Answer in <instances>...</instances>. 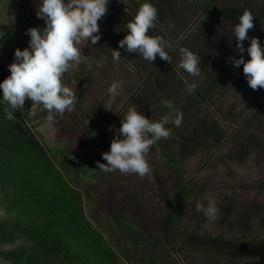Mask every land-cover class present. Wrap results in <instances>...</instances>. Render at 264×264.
Instances as JSON below:
<instances>
[{"label": "trees", "instance_id": "trees-1", "mask_svg": "<svg viewBox=\"0 0 264 264\" xmlns=\"http://www.w3.org/2000/svg\"><path fill=\"white\" fill-rule=\"evenodd\" d=\"M182 1L189 4L188 13L173 20V7L166 6L172 13L162 14V19L150 30L151 35H159L177 46L176 51L170 52L172 60L167 62L157 56L150 63L139 55H133L139 67L133 69L134 73H142L138 76L139 85L135 88L129 86L130 90L125 93L127 99L123 107L113 108L114 104L116 107L119 104V98H116L111 110L105 109L98 98L84 114L86 122H82L83 136L77 145H88L91 151L92 166H86L87 169L81 166L84 170L80 171L78 159L83 157L85 160V156H81V153H76L78 157L71 154L69 145L50 147L44 139L39 145L44 146L46 156H40L37 149L21 136L24 120L29 114L22 113L21 110L18 113L14 111L13 119L9 120L4 115V108L8 106L0 105V213H3L0 215V243L13 242L16 238L15 231H19L27 240V244L21 247L0 248L3 259L13 264H49L47 256L50 254L59 260H68L70 264H111L109 257L115 258L116 254L110 242L82 207L84 195L88 197L100 190V187L95 184L82 185V174L97 171L103 178L111 176L96 168V162L106 163L101 153L105 152L107 143L109 149L111 141L118 134L121 119L128 106L136 105L142 114L152 120H159L171 111L164 102H170L166 94L169 92L168 87L174 85L175 77L171 75L166 82L162 78L164 75L157 77L154 73L164 71L165 76L171 72L177 74L175 65L178 61L175 56H179V46H186L199 52L201 68L211 66V70L206 72L211 84L202 91L196 88L173 104L170 102L172 109L183 112V121L180 127L170 126L169 138L157 142L146 155L149 163L150 157L157 151L165 167L161 174L155 170L150 172L159 191L158 202L151 215L146 218L143 213L132 211L134 204L129 199H110V214L114 215V222L123 233V245L126 248L125 252L122 249L119 253L130 257L125 259L127 264H156L155 256L163 248H166V255L171 262L184 255L191 258L187 264H264V178L250 184L257 191L258 197L243 198L245 200L241 202L242 198L233 194L236 188L254 175L255 158L251 159L249 170L238 174V178L232 172L228 174L236 178V181L229 186L223 185L225 190L232 192L228 194L224 191L220 202H217L214 223L215 229L219 231L203 228L204 222L209 220L204 215L201 222L191 227L183 226L180 219L184 209L182 207L188 205L187 196H201L207 183L205 180L188 183L181 168L183 160L199 151H209L211 146L215 155L231 138L235 143L227 154L229 159L241 161L253 154L264 159V89L253 90L246 86L252 98V102H249L251 107L237 121V129L229 130L224 123L228 118L219 114L218 108H212L218 91L235 69L229 58L238 55H243L245 60L249 58L246 51L239 54L236 52V39L231 34L242 11L247 9L254 13V27L249 30L248 36L257 37L264 44V0ZM197 13L201 14L198 23L196 22L198 31L189 37H186V32L185 38H181L193 24L192 17L197 16ZM163 20L165 22L162 27L160 24ZM169 24L174 27L169 28ZM248 43L249 41L244 42L245 48ZM2 46L14 54L11 45L4 43ZM223 52L225 54L221 55ZM9 64L6 58L0 56V73H3L0 81L7 77L5 73L9 71ZM214 74L218 79L213 81ZM184 77L187 78L186 73ZM183 80L182 77L178 78L180 82ZM242 80L247 84L245 76ZM161 102L165 107L163 110L159 106ZM199 104H204L203 111L199 109ZM189 107H192L191 112L194 114L191 118L185 116ZM210 107L212 111L209 113ZM95 108L97 111L93 116L91 112ZM159 111L162 112L158 117ZM228 113L233 118L237 117L232 112ZM95 118L99 121L97 125L93 124ZM16 123L20 126L19 130ZM46 147L49 148L48 151ZM174 151L177 152V157L174 156ZM119 205L126 210L119 212ZM129 215L133 216L134 221L136 219L134 224L129 222ZM120 216L126 219H121ZM102 223L98 221V224ZM114 228L111 224L108 230ZM128 231L134 234H127ZM141 231L144 234H140ZM66 233L69 236H64ZM110 235L111 233L109 237ZM66 237L74 240L77 250L73 249L72 244L64 242ZM134 237L140 239V243H131L130 240Z\"/></svg>", "mask_w": 264, "mask_h": 264}, {"label": "clouds", "instance_id": "clouds-1", "mask_svg": "<svg viewBox=\"0 0 264 264\" xmlns=\"http://www.w3.org/2000/svg\"><path fill=\"white\" fill-rule=\"evenodd\" d=\"M109 0H39L37 18L44 20V27H30L26 34L30 37L28 46L16 48L14 60L8 65L10 74L0 81V105L4 108L5 118L13 119V112L22 110L26 100L46 111L49 122L56 115L73 111L77 103V94L65 83V76L70 68L83 65L91 71V60H85L82 46H94L101 39L98 21L106 14ZM254 13L244 10L239 14L231 34L236 39V52L248 54L232 56L230 61L235 67H242L248 86L264 89V44L259 38L249 37L248 32L254 27ZM159 22V10L153 0H142L134 16L127 20L126 34L119 40V47L111 50L113 60L121 59L120 49L128 53H137L145 61L152 63L157 56L167 62L172 60L171 51L177 46L159 35H151L150 30ZM174 27L169 24V28ZM0 30V41L4 38ZM249 41L245 48L244 42ZM2 46V44H0ZM179 60L175 67L177 74L184 78L189 92L197 88L196 81L189 77H198L201 72L199 52L186 46H179ZM99 63V61L97 62ZM123 81H113L108 89V99L103 103L111 110L112 104L120 95ZM165 106L171 109L159 120H152L142 114L136 105L127 107L121 119L118 134L111 141L109 149L101 155L106 163L97 161V167L104 173L137 174L144 177L150 174L151 167L146 159L150 149L171 134V127H180L183 112L172 109L170 102ZM196 210L214 220L217 202L209 199L207 205L197 202ZM3 213H0L2 215Z\"/></svg>", "mask_w": 264, "mask_h": 264}, {"label": "rangeland", "instance_id": "rangeland-1", "mask_svg": "<svg viewBox=\"0 0 264 264\" xmlns=\"http://www.w3.org/2000/svg\"><path fill=\"white\" fill-rule=\"evenodd\" d=\"M6 2H12V4H16V6H10L8 10H10L9 13L6 15L1 14L0 16V23H2V19L8 22V18H12L15 14L21 15L25 11L20 5L19 2H14V0H5ZM33 0L29 1L27 3L28 5L31 4ZM228 2V0H225ZM33 6L37 11V7L39 6L36 4V0L33 2ZM33 8V9H34ZM188 10L186 9L185 12ZM165 14H169V12L165 11ZM31 19L33 22L36 23L38 27H43V23L40 22V18H37L36 13H32ZM8 17V18H7ZM201 17L200 13H197V16L192 17L193 24H191L189 28V32L187 33L186 37H189L190 35L196 33L198 31L197 23ZM43 20V19H42ZM44 22V20H43ZM197 22V23H196ZM27 30L28 28L25 27ZM0 30L4 32V38L2 41H0V44H8L11 45V42H14L15 39L19 42H23L24 38L27 39L29 36L26 34V32L20 37H17L15 31H12L10 33L5 32V28L0 25ZM6 30H10L6 28ZM211 33V30L209 31V34ZM185 38V37H184ZM183 38V39H184ZM21 39V40H19ZM182 40V39H181ZM180 41V40H178ZM19 42H16V45H19ZM23 48L28 46V42L25 43V45H21ZM13 47V46H12ZM88 45L82 46V54L85 55L83 58L85 60H91L94 67L91 71H87L84 69L83 65L76 66L73 68H70L68 73L65 76V83L68 84V86L72 87L73 90L78 93L79 101L76 103L73 112H65L63 115H56V118L54 121L49 122L46 119V111H44L41 107L32 105L31 101L26 100L27 104L24 106V108L21 110L22 113H28L25 116L28 125H33L36 128V136L37 141L42 142L44 138L48 145L50 147H61L62 144L69 145V149L72 150L71 154L81 153V156H85V160L83 157L78 159V165L79 169L84 170L88 167L86 166H92V161L90 160L91 151L88 147V145H77L78 141H81L83 136L82 131V122L85 121L84 114L87 113L89 106L91 103L96 102L98 98L102 101V104L107 101L108 99V93L107 89L109 85L116 80L123 81L122 89L123 92L120 91L119 98V104L117 107L113 106L114 109L118 107H123L124 102L126 101L127 97L125 96V93H128L129 86L135 88L137 85H139L138 76L142 73V71L139 72V74H135L134 70L139 68L136 65L135 59L129 55V57H125V53L123 55V58L125 61L122 60H113L110 56L105 57L102 55L101 57H97V48L93 46ZM0 56H3L4 58H8L12 55V61L14 60V54L9 52L6 47L0 46ZM15 49V48H14ZM222 50V47H220ZM123 51V49L121 50ZM120 51V52H121ZM124 52V51H123ZM223 52L221 55H224ZM176 60H179V56H175ZM109 58V60L106 62V60ZM99 61V63H97ZM243 67V66H242ZM242 67L233 69L231 74L228 76V79L225 81V85L221 87V89L217 93V100L214 101L212 108H218L219 114H221L224 118H228L226 120V126L228 129H237L239 128V122H237L242 116H244L251 105L249 102H252L251 94L248 91V86L245 81H243V71ZM201 68V67H200ZM9 69V68H8ZM134 69V70H133ZM139 70V69H138ZM211 70L210 65H206L204 68H201L200 75L198 77H189V81H196L197 82V88L202 91L205 88H207L209 84V77H207L206 72ZM3 73H0V76ZM10 72L7 71L5 75H9ZM166 72H155L154 75L157 77L162 76L163 80L168 81V79L173 75L175 77V83L172 87H168L164 84V86L168 87V93L166 94L167 99L173 104L177 99H179L181 96H187L190 92L188 91L185 80L178 81V78H181V76L177 75L175 72L169 75H166ZM155 76V77H156ZM177 76V77H176ZM213 81L218 79V76L214 74ZM2 78V76H1ZM212 81V82H213ZM178 85V87H177ZM171 88V91H170ZM162 91V90H160ZM158 101V100H157ZM78 106V107H76ZM157 106V105H156ZM155 106V107H156ZM162 110L165 109L163 107V102L159 105ZM158 106V107H159ZM199 109L201 111L204 110V104H199ZM29 110H28V108ZM192 107L188 108V111L186 112V117H192ZM97 108H95L91 114L93 113V116L96 115ZM211 107L209 108V113L211 112ZM162 111H159L158 117L160 116ZM196 112V111H195ZM200 112V111H199ZM208 112V111H207ZM228 112H232V114L236 115L237 117L233 118L229 115ZM18 113V110H17ZM150 114V113H149ZM196 114V113H195ZM194 115V114H193ZM91 116V115H90ZM229 119L234 121H229ZM188 120V119H187ZM86 122V121H85ZM99 123L98 119H94L93 124L97 125ZM224 126V124H222ZM226 127V132L228 131ZM264 130V129H262ZM34 136L35 133L32 131ZM229 133V132H228ZM229 135H231L229 133ZM39 142V143H40ZM234 140L231 138L226 144L224 145L223 149L218 152L217 154L213 155V146L209 148V151H199L195 155L189 156L187 159L183 160L182 162V169L184 170V178L188 181V183H194V181L197 180H205L206 186L204 188V192L201 194V196L192 198L191 196H187L188 200H186L187 206H183V214L181 215V223L185 227H191L196 225L197 222H201L200 220L203 218V212L196 210V203L200 202L207 205V202L209 199H213L216 202H220L221 196L224 194V191H226L228 194H230L232 191L225 190L223 188V185L227 184V186L231 185L236 181V178L238 174H244L246 173L250 168V162L252 158H255V161L253 163L255 168V173L252 176L251 179L246 180L244 183L241 184L239 188H236L233 191V194L236 196H240L242 198L243 202L245 199L248 198L252 199L255 197H258V193L256 190H253L250 186L251 182L254 180H259L264 178V159L262 157H257L256 154L246 156L243 160H237V159H229L227 157V154L230 152V149L232 148V145H234ZM44 145V144H43ZM108 143L105 145L107 151L108 149ZM44 147V146H43ZM93 148L92 146H90ZM47 148V147H46ZM49 148H47L48 151ZM77 156V155H76ZM174 156L177 157V152L174 151ZM211 156V158H208ZM78 157V156H77ZM149 164L151 165V170H155L158 173H163L165 167H163L160 159V155L157 151L152 154V156L149 159ZM81 166H85L84 169L81 168ZM199 166H202L199 170L197 168ZM167 169V168H166ZM252 169V168H251ZM236 170V171H235ZM233 173L236 178L229 176V173ZM111 176H107L106 178H103V176H100L97 171L95 173L88 172V174H82V185L84 186H94L98 185L100 187V190H97V192H93L88 197L84 195L83 201H82V207L83 211L88 215V218H92L94 220L96 226L101 230L105 232L111 233L112 236L115 237L114 240H119V244L116 243L117 247L119 246L120 251L123 249L125 252L126 248L123 245L124 238L122 237L123 233L121 230H118L117 223H115L114 215L110 214L111 207H110V199L118 197L122 200L129 199L134 204V209L132 211L136 213H143L146 218H148L151 215V211H153L156 207L155 205L158 202L159 198V191L158 186L155 182L151 179L150 174H146L144 177H140L137 174L129 173V174H121L119 172L110 173ZM141 208V209H140ZM119 212H124L126 209L124 207L118 206ZM129 215L127 218L129 219V222L134 224L133 216ZM121 219L126 217H121ZM98 221H102V224H98ZM112 224V227H115L114 229L108 230V227H110ZM117 228V229H116ZM203 228L206 230H212L215 229V223L214 220H207L203 224ZM118 230V231H117ZM219 231V229H215ZM264 232V228L263 231ZM130 233L131 235L134 234V232L128 231L127 234ZM140 234H144L142 231L139 232ZM231 234V233H230ZM182 239V238H181ZM131 243H140V239L134 237L130 240ZM121 246V247H120ZM175 246H177V243H175ZM116 247V248H117ZM118 249V250H119ZM116 255V257L119 260V264H127L126 260H128L130 257L123 253L122 255L119 253ZM166 248L163 250H159V254L155 256V263L156 264H187L191 261V258H186L184 255H181L177 258V260L170 261L169 257L166 255ZM154 254V251L152 252ZM123 256V257H122ZM126 260H125V259Z\"/></svg>", "mask_w": 264, "mask_h": 264}, {"label": "flooded vegetation", "instance_id": "flooded-vegetation-1", "mask_svg": "<svg viewBox=\"0 0 264 264\" xmlns=\"http://www.w3.org/2000/svg\"><path fill=\"white\" fill-rule=\"evenodd\" d=\"M15 1L19 2L23 9L29 10V11H25L21 15L15 14L13 16V19L11 17L10 18L7 17L8 22H6L5 20L2 19V23H0V25H2L5 28V32L10 33L12 31H15L17 37H20L22 39L21 36L27 31L25 29V27L28 29L30 27H38L36 25V23L32 21L31 16H30L32 13H36V9L33 6V2L35 0H33L31 2V4H29V5L27 3H29V1H31V0H14V2ZM38 2H39V0H36V4H38ZM141 2H142V0H109V4L107 6V11H106L105 16L103 17V19L98 21L99 30L101 33V39L96 43V45L93 46V47L97 48V50H98L97 51V57H101L102 55H104L105 57H108V56L111 57V53H110L111 50L119 47V45H118L119 40H121L124 37V35L126 34V29L124 28L126 21L131 19L134 16V14H135V12H136V10H137V8ZM153 3L157 6L158 10L160 11L159 19H162L161 16H162V14H164L165 11H167L169 13L174 12L173 13L174 15L171 16L174 18L173 20L180 19L181 14H183V13L186 14L189 12V11L185 12L186 9L188 10L187 6L189 4H187V2L186 3L183 2L182 0H153ZM11 5L16 6V4H12V2H6L5 0H0V16L3 13H4V15L9 13L10 10H8V9ZM166 6H172L173 7L172 12L167 10ZM164 20L160 24V26H162V27H163L162 23L165 22ZM40 22L43 23V27H44V22L42 19H40ZM6 28H8L10 30L7 31ZM38 28H41V27H38ZM189 28L190 27H188V29L186 30L187 33L189 32ZM25 38H24L23 42H19L16 39L14 42H11V47L13 46L12 49L14 51L16 48H20L22 50L23 46H21V45H25V43L28 42L30 39V37H29L26 41ZM21 39H19V40H21ZM16 42H19V45H16L17 44ZM88 48L90 49L89 46H88ZM121 50L122 49H120V51ZM123 51L120 52L121 53V59L120 60H122V61H125V59L123 58V55L125 53H127V54H125V57H129V55H131V56L138 55L135 52L128 53L125 50H123ZM6 60H8L11 63L12 62V55L9 56V59L6 58ZM108 60H109V58L106 60V62ZM76 94H77V103H78L79 97H78V93H76ZM23 127H24L23 132H26L25 133L26 135H28L30 133L29 130H32V131H34L35 138L37 139L35 126L28 125L27 120L25 119L24 123H23ZM33 137H34V135H33ZM42 139L44 140V138H42ZM100 233L102 235H104L105 239H107L108 242H110V245L112 247L113 252L117 255L118 251H120V249H119V246L117 247L116 243L119 244V240H114L115 237L112 235H110V237H109V232L100 231ZM15 235H16V238H14L13 242L0 243V248L4 250V249L12 248V247H21L22 245L27 244L26 237L24 235L20 234L19 231H15ZM64 236H69V234L66 233V234H64ZM64 242L66 244H69V243L72 244L73 247L75 246L74 240L70 239V237L69 238L66 237ZM73 249L77 250L76 247H74ZM47 258L50 261L49 264H70L68 260H62V259L59 260L50 254H48ZM110 260H112L114 264H119V260L117 257H115V258L109 257V262H110ZM5 261H7V260L3 259L0 256V264H4ZM7 262H9V261H7ZM18 264H22V263H18Z\"/></svg>", "mask_w": 264, "mask_h": 264}, {"label": "water", "instance_id": "water-1", "mask_svg": "<svg viewBox=\"0 0 264 264\" xmlns=\"http://www.w3.org/2000/svg\"><path fill=\"white\" fill-rule=\"evenodd\" d=\"M185 35H186V31L181 35V38L184 37ZM19 118H20V120L23 121V118H22L21 116H19ZM16 124H17V128H18V130H19V129H20V126L18 125V123H16ZM26 131H27V130H26ZM29 131H30V133H29L28 135L25 134L26 132H23V134H21L22 138H23L26 142L32 144V146H33L35 149H37L38 154H39L40 156H43V157L46 156V151H45L44 147L41 146V145H39V142L37 141V139L35 138V136L33 137L34 134H33L32 130H29ZM110 262H111L112 264H114L112 260H110ZM4 264H13V263L5 261Z\"/></svg>", "mask_w": 264, "mask_h": 264}]
</instances>
